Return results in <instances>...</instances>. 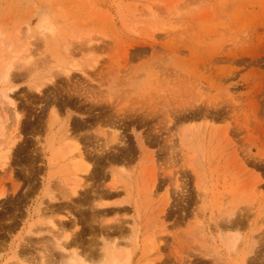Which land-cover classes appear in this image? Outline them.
<instances>
[{
	"label": "rangeland",
	"instance_id": "rangeland-1",
	"mask_svg": "<svg viewBox=\"0 0 264 264\" xmlns=\"http://www.w3.org/2000/svg\"><path fill=\"white\" fill-rule=\"evenodd\" d=\"M22 47L0 264H61L60 234L88 263L104 241L129 264H264V0H0V61Z\"/></svg>",
	"mask_w": 264,
	"mask_h": 264
},
{
	"label": "bare ground",
	"instance_id": "bare-ground-1",
	"mask_svg": "<svg viewBox=\"0 0 264 264\" xmlns=\"http://www.w3.org/2000/svg\"><path fill=\"white\" fill-rule=\"evenodd\" d=\"M43 22H44V19H40L37 23V28L39 29H42V28H45V27H42L43 25ZM47 25V24H46ZM47 28V27H46ZM50 31V30H48ZM41 33V32H40ZM47 32H43V34H45ZM43 36V35H42ZM21 47V46H20ZM25 47V46H23ZM20 48L16 51H11V50H8V51H11V55L10 56H7V58L4 59V61H0V99L3 101L2 103L8 107V105L10 106H13L12 105V99L9 98V94L8 92L10 91V89L6 88L7 87V84H9V76H11L10 72L11 70L13 69V67L18 64H20L22 62H28L25 61L27 59L28 56H25V54L23 55V51H24V48ZM17 49V48H16ZM26 51V49H25ZM2 55V54H1ZM55 56V55H54ZM29 63V62H28ZM73 63H75L74 61H69L67 63V67H71L72 69L74 68H77V66H73ZM20 64V65H22ZM77 64V63H76ZM15 66V67H16ZM74 68H73V67ZM18 67V66H17ZM25 67V66H24ZM29 67V66H28ZM59 67V66H58ZM64 67V66H63ZM87 67V66H86ZM89 67L92 69V65ZM88 67V68H89ZM31 69V68H30ZM29 69V70H30ZM63 74L65 75H68V73L71 71L69 68L64 70L63 68L61 69ZM85 70V69H84ZM32 71V70H30ZM73 71V70H72ZM75 71V70H74ZM30 73V72H29ZM68 77V76H67ZM37 80V78H36ZM34 81L32 82V87L34 89H36L37 91L39 90L40 91V88L46 84L45 82H51V76L50 74H47V75H44V77L40 78L39 80L37 81ZM6 86V87H5ZM14 89V88H13ZM15 107V106H14ZM2 108V109H1ZM0 108V136H3V139H1V142H0V165H5L7 163V159H8V156H9V149L10 147L12 146L13 142H15V140H13L14 138H16V132L15 130L12 131V132H15L13 133L14 135L12 136V138H8V136H6V133L4 131V128L6 127V122H1V119L4 118L5 120L7 119L6 115L5 114V110L4 109V106ZM53 113V112H52ZM17 121V120H16ZM18 122V121H17ZM112 122V121H111ZM5 126V127H4ZM14 128V127H13ZM6 130V129H5ZM115 130V129H114ZM11 132V134H12ZM116 132V130H115ZM113 132L112 134V140H116V133ZM18 133V131H17ZM115 133V135H114ZM10 134V135H11ZM8 135V134H7ZM15 136V137H14ZM105 137V136H104ZM68 138V136L66 137ZM71 141V140H70ZM110 141V140H109ZM108 142V141H107ZM68 143V142H66ZM73 144V143H72ZM2 146L3 150L5 151H2ZM64 146V145H63ZM107 146V145H105ZM68 147V146H67ZM69 150V149H68ZM69 154V157L67 158V160L69 161L70 165H71V169L72 171L74 172L72 175H74V178L75 180L77 179V181H73V185H70L71 187H69L70 189L69 190H66L67 193H65L66 195H64L66 198H68L69 200L72 199V197H75L77 194H78V190L81 188L80 187V176L81 174H87L88 173V167L89 165L85 163V159H84V156L82 155V153L80 152V149L78 148V145H74L73 146H70V150L68 151ZM67 156V155H66ZM65 158V157H64ZM117 171V170H116ZM110 172H113L112 169ZM79 173V174H78ZM112 175H114V173H112ZM116 175V174H115ZM80 177V178H79ZM116 185V184H114ZM68 186V185H67ZM115 187V186H114ZM68 189V188H66ZM129 195V194H128ZM128 195H127V198H128ZM46 196V195H45ZM47 196H49V200H54V196L53 194H49L47 193ZM104 197V196H103ZM102 199V197H99ZM99 199V200H101ZM97 200V205L96 207L98 206L100 209H105V207L109 206V203H106L105 201H99ZM103 200V199H102ZM50 223V222H49ZM75 224V223H73ZM76 225V224H75ZM52 226V225H51ZM54 226V225H53ZM52 228V227H51ZM55 228V226L53 227V229ZM56 229V228H55ZM65 233V232H64ZM134 235V234H133ZM57 237V236H56ZM134 238V236L132 237ZM53 239L55 240V245H56V248L61 251L60 253L62 254V256L60 257V261L59 263L61 264H129L131 263L130 261V258H131V252L129 251V249H122V250H116V245L115 244H107V242H104L103 241V246H102V251L100 253V259L98 260L97 258L95 260V262L93 263H88L86 262L87 260H85L84 258L86 257H83V260H82V257L80 255H78V253L76 252V250H73L71 251V253H69V251L66 249L68 246V248L70 249L71 247H74L78 244H76V241L74 242H70L68 241L69 240V235L67 234H60L59 235V238L55 239V237H53ZM135 239V238H134ZM228 239V243L230 242L232 247L234 248V245H235V242L236 240H233L231 237H227ZM237 239V238H235ZM136 240V239H135ZM153 240V239H152ZM135 242V241H133ZM54 243V242H53ZM152 245V244H151ZM74 247L72 249H74ZM78 247V246H77ZM55 248V247H54ZM152 249V248H151ZM153 250V249H152ZM42 256V255H41ZM99 256V255H98ZM45 258V257H44ZM43 260V259H42ZM85 260V261H84ZM40 263V262H39ZM17 264V263H16ZM44 264V262H43ZM48 264V263H47ZM151 264V263H149Z\"/></svg>",
	"mask_w": 264,
	"mask_h": 264
}]
</instances>
